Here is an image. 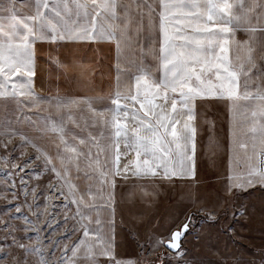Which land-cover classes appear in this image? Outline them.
<instances>
[{"label": "snow or ice", "instance_id": "snow-or-ice-1", "mask_svg": "<svg viewBox=\"0 0 264 264\" xmlns=\"http://www.w3.org/2000/svg\"><path fill=\"white\" fill-rule=\"evenodd\" d=\"M102 43L115 46L114 89L61 94V81L95 79L103 62L85 55ZM40 64L55 94L37 93ZM218 106L224 195L189 192L143 243L134 215L126 239L143 253L182 259L221 200L226 219L237 191L264 188V0H0V264H155L118 258V178L133 206L150 186L194 180L198 130L215 128Z\"/></svg>", "mask_w": 264, "mask_h": 264}, {"label": "crops", "instance_id": "crops-1", "mask_svg": "<svg viewBox=\"0 0 264 264\" xmlns=\"http://www.w3.org/2000/svg\"><path fill=\"white\" fill-rule=\"evenodd\" d=\"M239 38L243 39V34H240ZM42 51L47 53L48 47L45 45ZM93 56H95V59L103 62L101 65H98L99 70L95 75V79L89 82L90 78H87L80 84L75 82L69 84L61 81V94L96 96L101 94L106 95L110 90L114 89L116 76L113 67L116 62L115 46L106 43H102L99 46L93 45L92 48L86 50L85 63H91ZM39 67L40 70L38 71L35 86L37 93L41 96L55 94L57 91L55 83L49 84L47 82L48 75L43 71L46 66L40 64ZM213 116L215 117V128L211 130L212 133H206V129L207 131L210 130L203 124H201L198 130L195 161L196 176L194 180L185 181L176 179L173 183H166L163 186H150L156 188V194L153 195L151 201L142 202L137 199L135 206H133L127 201L128 193L133 188V184L118 178L115 189V232L118 258L126 261L137 259V251L140 248L137 247V244L131 238L126 239L129 229L133 227L134 215L143 217V221L137 222L135 228L140 236L143 237L141 240V243H143L147 240V235L151 233V230L156 225L157 218L167 217L173 213L174 209L187 203L189 192H195L198 189L202 195H211L213 199L217 195H224L220 189L228 165L227 155L224 151V146L227 144L228 123L225 113H214ZM212 136L220 141L221 146L219 148L210 142V137ZM245 192L246 198H249L246 201H251L253 199L252 188L247 189ZM256 196H261V199H264L263 189ZM260 219L262 231H264V207L261 210Z\"/></svg>", "mask_w": 264, "mask_h": 264}, {"label": "rangeland", "instance_id": "rangeland-1", "mask_svg": "<svg viewBox=\"0 0 264 264\" xmlns=\"http://www.w3.org/2000/svg\"><path fill=\"white\" fill-rule=\"evenodd\" d=\"M211 111L212 115L225 113L221 106L214 107ZM208 132L212 133L206 129V133ZM46 183L45 180L44 184ZM262 189L264 191V188L259 185L252 188L253 199L251 201H246L249 198H246L245 191H237L228 202L226 219L224 201L221 200L220 222L212 228H209L207 224L201 226L197 223V230H200L201 235L206 239L202 243L195 241L185 243L186 254L182 259L179 256H173L164 248L158 249L154 254H146L139 249L136 258L143 260L146 257L149 260H155V264H161V261L163 264H264V231H262L260 219L264 199H261V196H256ZM0 206H2V202H0ZM244 208H247V213L237 215L234 219L232 213L234 211L242 212ZM197 219L199 220V217ZM228 225L232 226L237 235L232 236L231 232L225 235V232H228Z\"/></svg>", "mask_w": 264, "mask_h": 264}]
</instances>
